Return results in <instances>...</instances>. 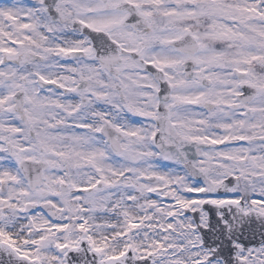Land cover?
Returning a JSON list of instances; mask_svg holds the SVG:
<instances>
[{"label": "snow or ice", "instance_id": "snow-or-ice-1", "mask_svg": "<svg viewBox=\"0 0 264 264\" xmlns=\"http://www.w3.org/2000/svg\"><path fill=\"white\" fill-rule=\"evenodd\" d=\"M0 264H264V0L0 2Z\"/></svg>", "mask_w": 264, "mask_h": 264}, {"label": "rangeland", "instance_id": "rangeland-1", "mask_svg": "<svg viewBox=\"0 0 264 264\" xmlns=\"http://www.w3.org/2000/svg\"><path fill=\"white\" fill-rule=\"evenodd\" d=\"M0 2H7V0H0Z\"/></svg>", "mask_w": 264, "mask_h": 264}]
</instances>
